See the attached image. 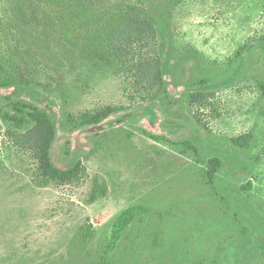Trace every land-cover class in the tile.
Wrapping results in <instances>:
<instances>
[{"label":"rangeland","instance_id":"374dc122","mask_svg":"<svg viewBox=\"0 0 264 264\" xmlns=\"http://www.w3.org/2000/svg\"><path fill=\"white\" fill-rule=\"evenodd\" d=\"M257 1L0 0V62L25 81L0 86V110L19 100L45 111L51 163L81 168L72 181L45 183L0 117V264H264ZM136 2L152 4L155 39L128 47L124 67L99 60L95 33ZM146 54L160 64L150 87L129 66ZM106 106L113 111L99 122L66 121ZM242 134L247 147L232 141ZM211 157L221 159L213 182ZM127 207L134 219L107 247ZM81 226L91 239H79Z\"/></svg>","mask_w":264,"mask_h":264},{"label":"trees","instance_id":"16d2710c","mask_svg":"<svg viewBox=\"0 0 264 264\" xmlns=\"http://www.w3.org/2000/svg\"><path fill=\"white\" fill-rule=\"evenodd\" d=\"M258 4L264 19V0H258ZM152 9V4L145 7L141 2H136L112 15L105 25L104 33L100 29L95 33L94 41L98 42L99 49L94 50V54L98 56L99 60H104L113 66L121 65L124 67L128 65L125 60V52L128 47L132 48L133 46V50L136 51L138 46H144L149 40H154L157 30ZM257 39L260 48L264 51V28L259 32ZM129 66L136 70V76L142 82L145 81L149 87L161 80L159 60L151 54L133 59ZM21 82H25L24 75L17 72L11 65L0 62V86ZM262 91L264 93V86ZM205 96L200 94V99L206 100ZM112 111V107L106 106L95 113L82 112L76 119L69 116L66 121L72 125L95 123L101 121L104 116ZM0 117L7 124V133L14 138H20L31 151L37 161L38 172L45 183L69 182L79 177L81 171L79 162L67 170L57 169L51 163L48 150L54 139L55 129L52 118L45 111L32 104L17 100L11 103L10 111L0 110ZM21 130L22 132H20ZM249 138L248 134H242L232 138V141L239 147H247ZM181 144L184 148L191 146L188 141H183ZM220 164L221 159L219 157H211L205 161V166L208 169L205 174L209 182H213V176L218 171ZM251 169V165L248 164L246 172L234 173L233 181L242 183L246 180ZM92 196L94 198V195ZM135 211V208L127 207L115 216L111 222V235L107 247H114L119 241L122 232L133 221ZM79 234L81 241L89 240L93 236L89 227L83 226L80 227ZM102 262H106L105 258Z\"/></svg>","mask_w":264,"mask_h":264}]
</instances>
